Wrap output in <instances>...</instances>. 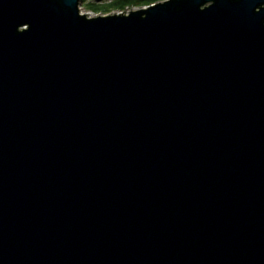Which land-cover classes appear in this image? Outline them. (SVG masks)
I'll return each mask as SVG.
<instances>
[{"label":"water","instance_id":"water-1","mask_svg":"<svg viewBox=\"0 0 264 264\" xmlns=\"http://www.w3.org/2000/svg\"><path fill=\"white\" fill-rule=\"evenodd\" d=\"M0 264H264V0H0Z\"/></svg>","mask_w":264,"mask_h":264},{"label":"rangeland","instance_id":"rangeland-1","mask_svg":"<svg viewBox=\"0 0 264 264\" xmlns=\"http://www.w3.org/2000/svg\"><path fill=\"white\" fill-rule=\"evenodd\" d=\"M115 0H79V9L82 13H88L90 16L96 15H105V14H114V13H129L130 10H134L136 8L145 7H131L129 5L125 6L124 8L120 9L117 8V5H110L113 4ZM164 1V0H158ZM156 2L152 3L155 4ZM125 10V12H123Z\"/></svg>","mask_w":264,"mask_h":264},{"label":"trees","instance_id":"trees-1","mask_svg":"<svg viewBox=\"0 0 264 264\" xmlns=\"http://www.w3.org/2000/svg\"><path fill=\"white\" fill-rule=\"evenodd\" d=\"M158 0H115L113 4L110 5H117V8H124L125 6L129 5L131 7H140V6H147Z\"/></svg>","mask_w":264,"mask_h":264},{"label":"bare ground","instance_id":"bare-ground-1","mask_svg":"<svg viewBox=\"0 0 264 264\" xmlns=\"http://www.w3.org/2000/svg\"><path fill=\"white\" fill-rule=\"evenodd\" d=\"M85 14H87V15H88V13H85ZM88 16H90V15H88Z\"/></svg>","mask_w":264,"mask_h":264}]
</instances>
